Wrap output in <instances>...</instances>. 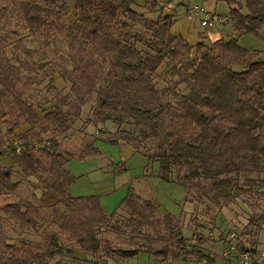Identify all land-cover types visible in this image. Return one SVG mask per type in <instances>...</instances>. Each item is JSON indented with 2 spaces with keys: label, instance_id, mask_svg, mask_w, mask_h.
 Here are the masks:
<instances>
[{
  "label": "trees",
  "instance_id": "obj_1",
  "mask_svg": "<svg viewBox=\"0 0 264 264\" xmlns=\"http://www.w3.org/2000/svg\"><path fill=\"white\" fill-rule=\"evenodd\" d=\"M145 1L151 8L158 7V0ZM226 1L236 35L207 42L203 31L192 45L172 32L175 14L160 13L148 20L134 8L136 0H75L73 14L63 0H0V26L3 21L11 26L17 19V27L31 32L40 28L69 30L74 37L73 49L77 39L85 40L79 52L70 53L72 64L61 73L71 83L76 98L68 110L56 105L43 115L27 98L38 82L32 75L34 68L20 56L13 62L7 57L8 40L14 38L16 29L6 28L4 34L0 29V144L9 143L3 125L9 133L24 124L46 131L48 122L63 124L64 119L79 117L94 100L92 122L112 120L119 126L131 122L144 128L141 135L119 128L109 133L106 142L132 145L149 161L159 163L161 179L182 185L195 200L220 206L241 193L259 192L256 180L248 174L264 171V60L258 57L259 51L243 46L239 36L257 34L264 26V0H245L246 13L240 0ZM121 13L143 22L149 34L131 30ZM72 17L75 21L68 23ZM14 40L16 48L31 55L20 39ZM89 41L101 50V59L87 55ZM140 42L149 50L138 46ZM106 53L111 55L109 61ZM167 58L173 63L168 72L171 81L162 88L156 76ZM107 64L110 70L103 76ZM182 85L188 87L186 92L181 91ZM166 95L170 101L165 100ZM88 146L87 152L77 156L54 142L38 149L40 153L32 148L18 153L15 145V162L58 198L50 209L58 229L43 230V211L30 200L7 201L0 206V264H50L60 253L77 251L111 258L126 259L147 252L161 261L190 255L200 262L213 261L201 248L189 250L178 220L169 212L161 215L159 204L142 197L132 185L121 204L131 213L124 219L125 231L118 226L115 212L106 211L100 196H74L71 186L76 176L66 164L101 153L94 144ZM17 186L12 168L0 167V190L8 195ZM5 218L45 234L47 242L33 249L8 242ZM103 229L120 238L104 236ZM62 232L71 235L76 251L63 245Z\"/></svg>",
  "mask_w": 264,
  "mask_h": 264
},
{
  "label": "rangeland",
  "instance_id": "obj_2",
  "mask_svg": "<svg viewBox=\"0 0 264 264\" xmlns=\"http://www.w3.org/2000/svg\"><path fill=\"white\" fill-rule=\"evenodd\" d=\"M63 1L66 4V9L73 14L75 0ZM240 1L243 5L242 11L246 13L245 0ZM171 3L168 12L157 6L151 8L145 0H136L134 8L148 20L156 19L160 13L175 14L177 20L172 27V32L182 35L192 45L198 42L202 26L199 21L189 18L186 7L191 4H200L213 12L230 17L226 0H171ZM8 15L10 16V14ZM120 18L127 21L131 30L133 29L135 32L144 31L149 34L143 22L133 21L123 13L120 14ZM74 21V17L67 19L68 23ZM16 23L17 19L13 20L11 26L3 21L0 29L3 34L6 28L7 31L11 28L16 29V32L13 33L14 38L8 40L10 44L7 47V57L13 62L20 56L34 68L32 75L36 77L38 82L27 93V98L43 115L54 110L56 105L68 110L69 103L74 101L77 93L72 90L71 83L61 73L72 64L69 60L70 53L79 52V45H83L85 40L77 39L78 42L74 43L75 49H73L74 37L69 34V30L58 31L40 28L31 32L29 29L17 27ZM68 25L66 24V26ZM127 29L123 28V31H127ZM219 30L221 31L219 38L228 39L236 35L234 24L229 21L224 25H219ZM14 39H20L22 45L31 50V55L27 56L24 50L16 48ZM207 42L212 41L207 40ZM239 42L249 49L259 51L258 57L264 60V26L257 34L239 36ZM88 43L87 55H94L96 59H101L100 53L103 55L101 50L99 52L91 41ZM138 46L143 47L145 51L149 50L143 42H140ZM106 55L109 61L111 55L109 53ZM172 64V61L167 58V61L158 70L156 81L162 88L170 84L168 72L171 71ZM109 70V64L105 65L103 76H106ZM187 90L186 85L181 86V91L186 92ZM170 99L171 97L166 95L165 100L170 101ZM94 102L93 100V102L86 104L81 116L64 119L63 124H59L57 121L48 122L49 128L46 131L39 127L31 129L28 124H24L18 127L14 133H9L6 125H3L2 129L6 133L5 138L8 139L9 143L0 144V167L12 168L13 180L17 181L18 186L8 195L0 190V206L7 201L30 200L40 206L43 211L44 218L40 219L43 230H57V226L52 223L55 219V213L50 210L52 205H44L43 202V197L49 192L42 186L38 178L29 175L21 165L15 162V145L22 150L32 148L35 149L36 153H40L38 149L54 142L58 143L60 149L71 151L79 156L88 151L89 144L98 143L102 145H99L103 151L101 154L89 156L83 161L78 160L83 175L76 177L72 185L73 195L98 194L102 196L103 194H111L126 184H129V190V186L132 185L136 192L141 191L144 197H149L159 204L161 215L169 212L178 220L179 226L188 238L189 250L194 247L201 248L212 257L213 261L200 262L191 257L190 254H188L190 255L188 258L161 261L151 257L147 252H140L137 256L126 259L119 256L111 258L107 254L89 255L90 259H86V255L78 251L80 258L73 255V252L72 254L63 252L56 255L50 264H93L94 262L98 264H105V262L124 264L122 260H125V264H241L234 258L227 257L228 251L232 247L238 245L241 248L256 249L264 244V171L248 174L249 177L256 180V189L259 192L241 193L233 201L224 202L220 206L204 199L195 200L182 185L161 179L158 173L159 163L149 161L142 153L134 152L135 148L132 145L122 141L118 145L106 142L105 139L110 135L109 133H113L119 128L130 129L140 135L144 128H136L130 124L131 122L122 126L112 120L98 124L92 122L91 109ZM13 140H15L14 144L12 143ZM94 157L99 158L94 161ZM244 178L245 176H242V179ZM108 197L110 199H106V205L113 201L111 195ZM122 202L114 212L115 219L119 221L118 226L123 227L125 231L124 223L126 220L124 219L130 217L131 213L130 209L121 205ZM58 207L64 210L62 205ZM105 229L101 230L104 236L112 239L120 238L114 231ZM160 229L163 233L165 232L162 227ZM4 236L10 243L26 245L31 249L36 248L38 244L44 245L47 242L45 234L36 233L27 226L22 227L12 218H5ZM61 240L63 245H70L74 249L78 247L71 240V235L68 232H62Z\"/></svg>",
  "mask_w": 264,
  "mask_h": 264
},
{
  "label": "built area",
  "instance_id": "obj_3",
  "mask_svg": "<svg viewBox=\"0 0 264 264\" xmlns=\"http://www.w3.org/2000/svg\"><path fill=\"white\" fill-rule=\"evenodd\" d=\"M171 4V0H158V7L164 9L166 12L170 10ZM187 13L190 19L199 21L210 41L219 39L217 38L220 35L219 25H224L226 22L230 21L228 16L213 12L206 6L200 4L189 5ZM17 149L20 153L26 150ZM227 257L234 258L241 264H264V244L256 249L241 248L237 245L228 251Z\"/></svg>",
  "mask_w": 264,
  "mask_h": 264
},
{
  "label": "crops",
  "instance_id": "obj_4",
  "mask_svg": "<svg viewBox=\"0 0 264 264\" xmlns=\"http://www.w3.org/2000/svg\"><path fill=\"white\" fill-rule=\"evenodd\" d=\"M188 7H186V9H187ZM201 32H203V29H202V31ZM221 33V31L219 30V34ZM217 38H219V37H217ZM100 144H98V143H95V147H97V148H99L100 149V146H102V145H100ZM100 151L101 152H103L101 149H100ZM134 152H136V151H134ZM101 154V153H100ZM89 158V157H88ZM99 158V157H98ZM98 158L97 157H94L93 158V160L94 161H97L98 160ZM87 159V158H86ZM85 160V159H84ZM81 161H83V160H81ZM79 162L80 161H78V160H75V159H72L71 161H69V162H67V164H66V167H67V169L68 170H70L77 178L80 176V175H83V172L81 171V169H80V164H79ZM83 163V162H82ZM81 163V164H82ZM126 168V167H125ZM75 182V181H74ZM73 182V183H74ZM73 185V184H72ZM128 185L129 184H126V185H124L123 187H121V188H118V189H116L113 193H111V194H107V195H105V194H103L102 196H100V195H98V194H89V195H97V196H100L101 197V201H102V203H103V205H104V207L106 208V211L109 213V214H112L114 211H115V209L117 208V206L122 202V200L123 199H125V197H126V195H127V192H128ZM71 192H72V186H71ZM138 194H140L142 197H144L143 195H142V192L140 191V192H137ZM73 194V193H72ZM109 195H111L112 197H113V201H112V203H110V204H108V205H106V199H110L108 196ZM74 196H76V195H74ZM81 196H88V195H81ZM117 196V197H116ZM144 198H148L149 199V197H144ZM57 201H58V198L56 197V196H54V195H52L50 192L47 194V195H45L44 197H43V202H44V204L45 205H53V204H55V203H57ZM73 255H75V256H77L78 258H80V254L78 253V251L75 253V254H73ZM84 259H85V257H84ZM86 259H90V257H89V255H86ZM85 259V260H86ZM122 262H124V264H125V260H122Z\"/></svg>",
  "mask_w": 264,
  "mask_h": 264
}]
</instances>
